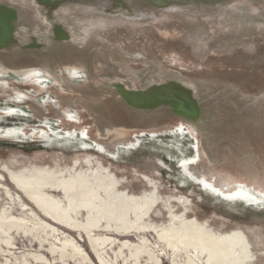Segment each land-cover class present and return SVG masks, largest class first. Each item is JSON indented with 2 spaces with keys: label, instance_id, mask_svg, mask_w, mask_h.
<instances>
[{
  "label": "rangeland",
  "instance_id": "1",
  "mask_svg": "<svg viewBox=\"0 0 264 264\" xmlns=\"http://www.w3.org/2000/svg\"><path fill=\"white\" fill-rule=\"evenodd\" d=\"M38 175L154 197L148 227L59 223L15 181ZM182 222L264 264V0H0V264H208L161 238Z\"/></svg>",
  "mask_w": 264,
  "mask_h": 264
},
{
  "label": "bare ground",
  "instance_id": "2",
  "mask_svg": "<svg viewBox=\"0 0 264 264\" xmlns=\"http://www.w3.org/2000/svg\"><path fill=\"white\" fill-rule=\"evenodd\" d=\"M194 132L195 128L192 129V133ZM199 156H203V151L199 150ZM185 167L187 166L185 165ZM191 175L196 176L193 172ZM15 181H17L32 200L36 201L42 209L52 216V219L59 223L69 224L72 219V214L79 215L82 210H85L86 223L85 225L80 223L78 225L80 227H89L90 231L101 227L102 217H105L109 224H111V221L112 223L113 221L120 223L119 226H114L117 229L143 231L148 227L143 221V216L150 211L152 204L155 202L154 197L151 198L150 196H146L145 203H143L139 197H127L125 193H116L114 196L116 200L110 201L111 199H108L107 203V200L101 196V191L104 190L103 192L108 194V191L115 185V179L112 180L111 178H103V180L96 181L95 185L97 184V187L81 176H78L77 179L65 177L54 178L51 180V183L39 175L32 180H28L27 178L18 179L15 177ZM46 188L64 190L69 204L64 205L51 199L44 191ZM222 193L228 198L244 196V192L238 190V188L226 190ZM131 212L140 214H134L137 216L136 219L130 220ZM2 224L0 223V229ZM12 225L21 226V223L13 220ZM110 228V225L106 227V229ZM160 236L167 242L168 246L176 255L182 251L181 247L186 249V251L193 249L195 251L200 250L202 254L204 252L208 253V264H243L251 258L246 238L240 231L222 235L194 222H182L181 227L163 229ZM94 241L98 240L96 239ZM103 241L107 242V239ZM237 248L241 251L236 255ZM54 251L56 250L54 249ZM144 252L145 254L149 253V255L153 256L147 249L139 247L134 255L135 260L139 261L140 255ZM62 255H64V252H62Z\"/></svg>",
  "mask_w": 264,
  "mask_h": 264
}]
</instances>
